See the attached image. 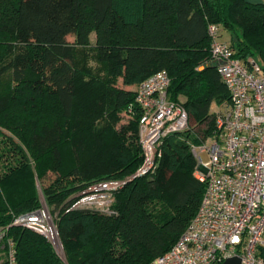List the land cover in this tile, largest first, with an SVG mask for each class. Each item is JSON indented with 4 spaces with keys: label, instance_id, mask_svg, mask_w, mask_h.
<instances>
[{
    "label": "trees",
    "instance_id": "1",
    "mask_svg": "<svg viewBox=\"0 0 264 264\" xmlns=\"http://www.w3.org/2000/svg\"><path fill=\"white\" fill-rule=\"evenodd\" d=\"M209 24L264 71V2L0 0V264L7 239L16 264H65L45 236L14 223L41 206L39 190L67 264H148L176 242L204 191L191 151L202 140L167 134L154 170L133 176L143 157L139 114L125 109L132 86L164 69L169 97L201 126L195 134H211L229 95ZM103 179L124 180L108 212L71 208Z\"/></svg>",
    "mask_w": 264,
    "mask_h": 264
},
{
    "label": "built area",
    "instance_id": "2",
    "mask_svg": "<svg viewBox=\"0 0 264 264\" xmlns=\"http://www.w3.org/2000/svg\"><path fill=\"white\" fill-rule=\"evenodd\" d=\"M211 60L228 91L229 100L215 109L212 144L193 145L195 176L204 191L193 218L176 242L148 264H219L233 256L240 264H264V71L252 58L235 55L222 40L220 27L208 25ZM170 76L162 69L135 86L134 101L125 113L138 116L142 162L133 176L154 170L160 144L169 133L190 127L184 106L168 94ZM207 153L203 160L201 153ZM124 180L95 181L78 194L71 208L108 212L115 190ZM15 224L39 232L61 247L57 227L45 202L17 216ZM3 231L0 230V239ZM4 264H16L15 245L5 244Z\"/></svg>",
    "mask_w": 264,
    "mask_h": 264
},
{
    "label": "rangeland",
    "instance_id": "3",
    "mask_svg": "<svg viewBox=\"0 0 264 264\" xmlns=\"http://www.w3.org/2000/svg\"><path fill=\"white\" fill-rule=\"evenodd\" d=\"M90 38H91V41H94V33H91ZM222 38L227 39V34H226L224 31H223V33H222ZM67 39H68L69 41H72V40H73V36H72V35H68V36H67ZM255 61H256L257 63H258V62L260 63V60H259L258 58H255ZM90 64L93 65V66H95V62H94V61H90ZM133 90H135V87L133 88ZM180 99L182 100L183 98L180 97ZM126 117L128 118L127 115H126ZM200 127H201L200 125H199V126H193V125L190 124V127L187 129L188 132L184 131L183 133L180 134V136H183V134H185V133H190L191 135H196V136H198L201 140H204L205 138H207V139H205V141H206V145H211L212 142H213L211 136L209 137V135H207L206 137H200V136H202L201 133H199L200 136L197 135V134H195L196 129H197V128H200ZM198 131H199V130H198ZM196 132H197V131H196ZM197 133H198V132H197ZM211 133H212V132H211ZM202 142H203V141H200V143L197 144V146L201 145ZM201 156H202L203 160H206V159H207V153H206V152H202V153H201ZM39 195H40V197H41V201L44 202V199H43V196H42V193H41L40 190H39ZM48 210H49V209H48ZM49 213H50V215L53 217V219H55V215H56L55 212H53V213L49 212ZM53 248H54L56 254L61 258V260H62L65 264H67L66 256H65V254H64V251H63L62 245H61V247H53Z\"/></svg>",
    "mask_w": 264,
    "mask_h": 264
},
{
    "label": "water",
    "instance_id": "4",
    "mask_svg": "<svg viewBox=\"0 0 264 264\" xmlns=\"http://www.w3.org/2000/svg\"><path fill=\"white\" fill-rule=\"evenodd\" d=\"M219 264H240V258L237 256L229 257Z\"/></svg>",
    "mask_w": 264,
    "mask_h": 264
},
{
    "label": "crops",
    "instance_id": "5",
    "mask_svg": "<svg viewBox=\"0 0 264 264\" xmlns=\"http://www.w3.org/2000/svg\"><path fill=\"white\" fill-rule=\"evenodd\" d=\"M247 1H250V2H264V0H247ZM226 34H227V39H225V38H222V33H223V31L221 32V38H222V40H224V41H226V42H229V40H230V35H229V33H227L226 31H224ZM136 85H133L132 87L134 88Z\"/></svg>",
    "mask_w": 264,
    "mask_h": 264
}]
</instances>
